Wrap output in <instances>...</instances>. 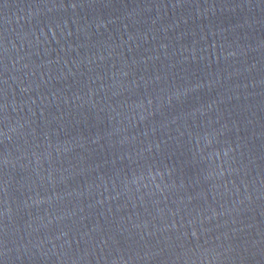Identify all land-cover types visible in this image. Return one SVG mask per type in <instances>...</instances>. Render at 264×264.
I'll return each mask as SVG.
<instances>
[{
    "label": "water",
    "instance_id": "95a60500",
    "mask_svg": "<svg viewBox=\"0 0 264 264\" xmlns=\"http://www.w3.org/2000/svg\"><path fill=\"white\" fill-rule=\"evenodd\" d=\"M0 264H264V0H0Z\"/></svg>",
    "mask_w": 264,
    "mask_h": 264
}]
</instances>
